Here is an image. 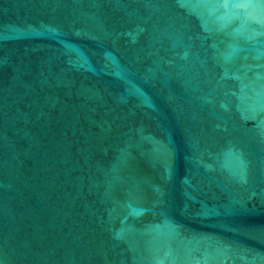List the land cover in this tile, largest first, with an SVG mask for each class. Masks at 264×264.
Returning a JSON list of instances; mask_svg holds the SVG:
<instances>
[{
  "label": "water",
  "instance_id": "obj_1",
  "mask_svg": "<svg viewBox=\"0 0 264 264\" xmlns=\"http://www.w3.org/2000/svg\"><path fill=\"white\" fill-rule=\"evenodd\" d=\"M0 264H264V0H0Z\"/></svg>",
  "mask_w": 264,
  "mask_h": 264
}]
</instances>
